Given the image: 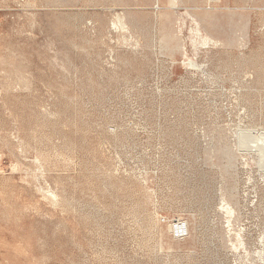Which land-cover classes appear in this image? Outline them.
Segmentation results:
<instances>
[{
	"label": "rangeland",
	"instance_id": "1",
	"mask_svg": "<svg viewBox=\"0 0 264 264\" xmlns=\"http://www.w3.org/2000/svg\"><path fill=\"white\" fill-rule=\"evenodd\" d=\"M0 264H264V0H0Z\"/></svg>",
	"mask_w": 264,
	"mask_h": 264
},
{
	"label": "bare ground",
	"instance_id": "2",
	"mask_svg": "<svg viewBox=\"0 0 264 264\" xmlns=\"http://www.w3.org/2000/svg\"><path fill=\"white\" fill-rule=\"evenodd\" d=\"M157 7H158V6H157ZM242 9H243V8H242ZM243 10H244V9H243ZM196 12H197V11H196ZM198 13H199V12H198ZM198 13H197V14H198ZM190 14H191V13H190ZM191 15H192V14H191ZM200 15H201V13H200ZM192 16H193V15H192ZM194 16H195V13H194ZM138 18H139V17H138ZM119 20H120V19H119ZM122 21H123V20H122ZM194 27H195V26H194ZM201 27H202V26H201ZM191 28H192V26H191ZM177 30H178V29H177ZM205 30H206V29H205ZM206 32H207V31H206ZM208 33H209V32H208ZM208 33H207V34H208ZM205 34H206V33H205ZM210 36H211V35H210ZM212 36H214V35L212 34ZM212 36H211V37H212ZM214 38H215V37H214ZM216 40H217V39H216ZM217 42H218V41H217ZM204 44H205V43H204ZM210 45H211V44H210ZM182 47H183V45H182ZM187 48H188V47H187ZM246 63H247V60H246ZM248 63H249V62H248ZM251 68H252V66H251ZM254 70H255V69H254ZM255 76H256V75H255ZM248 80H249V78H248ZM250 80H251V79H250ZM250 82H251V81H250ZM253 82H254V81H253ZM251 87H252V86H251ZM253 92H254V91H253ZM260 149H261V148H260ZM252 170H253V169H252ZM253 171H254V170H253ZM251 176H252V175H251ZM218 213H219V211H218ZM233 217H234V216H233ZM200 219H201V218H200ZM225 221H226V220H225ZM225 221H224V222H225ZM234 228H235V227H234ZM244 230H245V229H244ZM242 231H243V230H242ZM234 237H235V236H234ZM232 241H233V240H232ZM233 247H234V246H233Z\"/></svg>",
	"mask_w": 264,
	"mask_h": 264
}]
</instances>
